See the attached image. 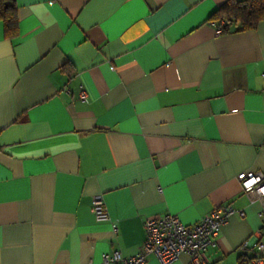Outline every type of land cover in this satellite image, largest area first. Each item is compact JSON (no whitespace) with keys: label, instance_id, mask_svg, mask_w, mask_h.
<instances>
[{"label":"crops","instance_id":"crops-1","mask_svg":"<svg viewBox=\"0 0 264 264\" xmlns=\"http://www.w3.org/2000/svg\"><path fill=\"white\" fill-rule=\"evenodd\" d=\"M14 1L13 37L0 22V264L132 256L145 218L190 225L226 204L244 216L203 264H250L239 246L264 245V221L236 175H264V19L217 34L226 0Z\"/></svg>","mask_w":264,"mask_h":264},{"label":"built area","instance_id":"built-area-1","mask_svg":"<svg viewBox=\"0 0 264 264\" xmlns=\"http://www.w3.org/2000/svg\"><path fill=\"white\" fill-rule=\"evenodd\" d=\"M224 23L222 21L216 26L217 34L221 32ZM78 97L82 102L87 101V93L84 89H79ZM236 179L250 203L260 202L259 215L264 221V175L261 172L242 171L236 175ZM92 212L96 220L108 219L107 210L100 196L93 197ZM233 214L244 216L243 210H236L230 204H226L212 208L207 215L190 225L182 223L171 213L145 218L144 240L140 252L127 257L122 256L117 250L103 253L100 264H143L149 255H153L159 264H170L177 260L181 253L188 255L187 264H203L205 250L209 246L216 245L221 226ZM239 248L252 250L250 264L264 263L262 242L257 240L251 242L250 239H246Z\"/></svg>","mask_w":264,"mask_h":264},{"label":"trees","instance_id":"trees-1","mask_svg":"<svg viewBox=\"0 0 264 264\" xmlns=\"http://www.w3.org/2000/svg\"><path fill=\"white\" fill-rule=\"evenodd\" d=\"M208 19L215 25L225 22L220 33L252 29L264 19V0H226ZM16 21L15 1L0 0V22L4 37L14 36Z\"/></svg>","mask_w":264,"mask_h":264}]
</instances>
